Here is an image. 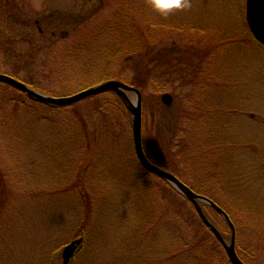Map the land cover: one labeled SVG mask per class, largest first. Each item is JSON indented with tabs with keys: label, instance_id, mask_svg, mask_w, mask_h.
Here are the masks:
<instances>
[{
	"label": "rangeland",
	"instance_id": "rangeland-1",
	"mask_svg": "<svg viewBox=\"0 0 264 264\" xmlns=\"http://www.w3.org/2000/svg\"><path fill=\"white\" fill-rule=\"evenodd\" d=\"M0 73L53 96L138 88L148 159L217 201L244 263L264 264V45L246 0H0ZM214 237L142 167L117 93L54 106L0 82V264H64L78 238L67 264H232Z\"/></svg>",
	"mask_w": 264,
	"mask_h": 264
},
{
	"label": "water",
	"instance_id": "water-1",
	"mask_svg": "<svg viewBox=\"0 0 264 264\" xmlns=\"http://www.w3.org/2000/svg\"><path fill=\"white\" fill-rule=\"evenodd\" d=\"M246 20L255 39L264 45V0H246ZM0 82L7 83L17 88L18 90L23 91L28 97L33 100L55 106L72 105L85 98L106 91H113L117 93L124 101L127 109L132 115L133 145L137 158L142 166L169 182L179 193L184 195L193 203L202 222L222 243L232 264H245L237 253L236 227L229 214L213 199L206 195L195 192L187 184L181 181L176 175L150 162L147 158L142 142V93L138 88L123 81L111 79L97 85L84 88L70 95L53 96L40 92L27 85L26 83L4 73H0ZM129 91H132L136 94L134 100L129 97ZM161 99L165 104L171 105L173 96L168 92H164L161 96ZM202 203H206L214 208L228 223L231 228V236L229 241H227L223 237L219 229L209 220L203 210ZM81 242L82 238H78L63 247L62 257L64 264L69 263V261L75 254L78 244H80Z\"/></svg>",
	"mask_w": 264,
	"mask_h": 264
},
{
	"label": "trees",
	"instance_id": "trees-1",
	"mask_svg": "<svg viewBox=\"0 0 264 264\" xmlns=\"http://www.w3.org/2000/svg\"><path fill=\"white\" fill-rule=\"evenodd\" d=\"M32 84V83H31ZM213 199V198H212ZM217 202V201H216ZM218 203V202H217ZM203 207H210V208H212L211 206H209L208 204H205V203H203ZM213 209V208H212ZM214 210V209H213ZM204 211L206 212V210H205V208H204ZM206 214H207V212H206ZM218 215L221 217V215L218 213ZM230 215V214H229ZM207 216L209 217V219L213 222V220L211 219V217L207 214ZM222 218V217H221ZM225 221V220H224ZM214 223V222H213ZM215 224V223H214ZM216 225V224H215ZM204 227L207 229V231H208V233H210L211 235L213 234L208 228H207V226L206 225H204ZM213 237H214V235H213ZM215 238V237H214ZM216 239V238H215ZM217 240V239H216Z\"/></svg>",
	"mask_w": 264,
	"mask_h": 264
},
{
	"label": "flooded vegetation",
	"instance_id": "flooded-vegetation-1",
	"mask_svg": "<svg viewBox=\"0 0 264 264\" xmlns=\"http://www.w3.org/2000/svg\"><path fill=\"white\" fill-rule=\"evenodd\" d=\"M78 250V249H77Z\"/></svg>",
	"mask_w": 264,
	"mask_h": 264
}]
</instances>
